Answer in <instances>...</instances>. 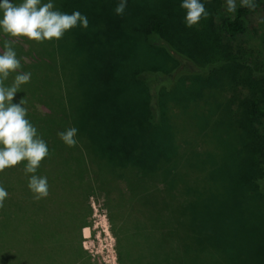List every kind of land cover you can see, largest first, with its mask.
<instances>
[{"label":"rangeland","instance_id":"obj_1","mask_svg":"<svg viewBox=\"0 0 264 264\" xmlns=\"http://www.w3.org/2000/svg\"><path fill=\"white\" fill-rule=\"evenodd\" d=\"M57 1L59 5L63 2ZM96 1L85 0L86 6L90 8L88 2ZM130 1H135L140 9L153 4L179 6L181 2ZM225 7V0H208V19L194 27L206 24L219 45V52L213 50V55L217 59L221 55L222 59L227 57L222 60L225 65L240 70L250 67L256 82L254 97L252 91L240 87V109L230 104L231 92L221 93L214 82L196 81L191 88L176 83L175 93L166 99V111L150 133L139 126L142 117L138 112L146 101L137 83L124 76L129 85L107 92L98 85L99 64L115 50L98 51L86 42L96 14L86 15L87 29L76 27L61 39V82L79 138H84L90 149L101 152L109 161L118 162L129 151L141 162L136 168L129 161L121 174L136 185L142 200L158 216L159 229L165 230L157 238L155 264H264V193H252L245 180L250 173V149L254 142L249 132L239 129L244 121L242 110L252 117L256 115L255 104L264 100V0L248 14L245 33L234 38L220 28L224 18L230 16ZM181 10L185 15V10ZM150 49L154 51L144 53L121 46L116 52L126 73L143 67L163 70L171 63L164 51ZM155 60L166 62L159 64ZM25 193L32 194L29 189ZM39 201L42 205L53 204L62 214L75 207L71 195L64 200L57 198L56 202L49 201V196ZM89 202L92 215L82 230L83 248L91 256L92 264H120L117 239L104 201L91 197ZM44 225L50 227L48 222ZM52 226L63 244L65 231L59 225ZM27 239L24 234L17 238L12 234L11 240L25 243ZM28 241L31 243L34 238Z\"/></svg>","mask_w":264,"mask_h":264},{"label":"trees","instance_id":"obj_2","mask_svg":"<svg viewBox=\"0 0 264 264\" xmlns=\"http://www.w3.org/2000/svg\"><path fill=\"white\" fill-rule=\"evenodd\" d=\"M158 1L165 3V0ZM134 2L128 0L124 14L117 16L114 10L119 0L88 2L90 8L85 0H63L61 5L54 0L55 8L62 12L96 14L91 37L86 36V42L98 51L109 50L110 53L115 50L99 64L98 85L106 92L129 85L125 76L142 88L146 102L138 114L142 117L139 126L144 132L150 133L156 127L161 114L166 111L167 97L175 93L176 83L191 88L196 81L214 82L221 93L231 92L229 102L238 108L243 103L242 99L238 100L242 93L240 87L245 86L254 97L256 82L250 67L240 70L237 66L225 65L222 60L227 57L222 59L221 55L217 59L213 53L219 52V45L213 41L206 24L200 28L186 27L182 10L169 2L171 5L153 4L144 9L135 6ZM262 2L258 0V6ZM237 8L235 16L225 17L220 24L222 31L232 38L245 33L246 18L251 12L239 5ZM5 39L9 37L0 35V42ZM13 46L21 58L22 71L32 73L30 83L23 86L24 92L17 93L13 102L24 97L28 118L52 153L50 158L42 161L38 174L48 178L49 201L64 200L71 195L75 207L66 215L51 203L42 205L33 194L25 193L28 178L22 165L5 170L0 174V185L6 188L9 196L4 208L0 209V264H92V258L82 244V230L92 215L91 197L102 198L109 212L117 239L119 263L155 264L157 238L165 230L159 229L158 216H154L147 202L142 200L136 185L121 174L129 161L134 162L136 168L141 162L129 151L118 162L109 161L101 152L90 149L79 135L75 147L65 146L57 134L76 126L69 115L68 94L61 82L64 64L61 40L40 44L16 38ZM121 46L144 53H152L154 50L150 48L162 50L161 53L164 51L170 56L171 63L163 66V70L143 67L126 73L124 62L116 52ZM7 83H11V78ZM253 108L256 115L252 117H247L242 110L244 121L239 124V129L249 132V138L254 142L250 149V173L245 180L255 194L264 193V100ZM62 191L65 194H60ZM45 222L50 227L45 226ZM52 225H59L65 231L63 244L51 230L55 228ZM12 234L16 238L24 234L28 239L25 243L17 242L11 240ZM32 237L34 241L30 243L28 240Z\"/></svg>","mask_w":264,"mask_h":264},{"label":"clouds","instance_id":"obj_3","mask_svg":"<svg viewBox=\"0 0 264 264\" xmlns=\"http://www.w3.org/2000/svg\"><path fill=\"white\" fill-rule=\"evenodd\" d=\"M208 0H181L180 8L185 10L184 24L188 28L208 19L205 8ZM128 0H119L115 14H124ZM225 11L231 16L238 12L237 0H225ZM241 8L255 11L258 0H239ZM89 21L80 11L71 14L55 8L54 0H0V35L9 37L0 42V174L7 169L22 165L28 178L27 187L34 199H45L49 195L46 176L38 174L42 161L52 155L47 142L41 138L37 127L28 118L24 97L14 103L19 92L31 81L32 73L22 71L21 58L13 46L16 38L43 44L61 40L67 32L80 27L87 29ZM11 78V83H7ZM61 142L69 147L78 143V129L67 128L57 134ZM9 196L0 185V209Z\"/></svg>","mask_w":264,"mask_h":264}]
</instances>
